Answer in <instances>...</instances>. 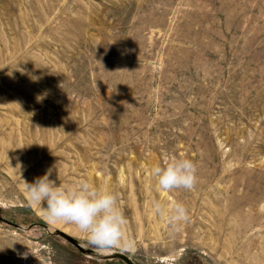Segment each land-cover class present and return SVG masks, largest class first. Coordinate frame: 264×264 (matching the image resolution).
<instances>
[{
	"label": "rangeland",
	"instance_id": "374dc122",
	"mask_svg": "<svg viewBox=\"0 0 264 264\" xmlns=\"http://www.w3.org/2000/svg\"><path fill=\"white\" fill-rule=\"evenodd\" d=\"M171 156L194 190L156 188ZM49 169L118 195L135 249L103 255L264 264V0H0V264H125L29 205ZM153 198L190 222L173 232Z\"/></svg>",
	"mask_w": 264,
	"mask_h": 264
},
{
	"label": "clouds",
	"instance_id": "9594fccd",
	"mask_svg": "<svg viewBox=\"0 0 264 264\" xmlns=\"http://www.w3.org/2000/svg\"><path fill=\"white\" fill-rule=\"evenodd\" d=\"M51 175L49 169L31 183L23 180L22 185L29 205L37 207L46 220L74 226L97 253L135 249V240L127 232L128 219L115 192L84 178L71 186L57 184L50 179ZM150 176L161 192L191 191L198 182V168L189 158L171 156L162 164L154 165ZM151 211L163 218L173 232L182 230L190 222V211L180 200L164 202L153 198Z\"/></svg>",
	"mask_w": 264,
	"mask_h": 264
},
{
	"label": "water",
	"instance_id": "95a60500",
	"mask_svg": "<svg viewBox=\"0 0 264 264\" xmlns=\"http://www.w3.org/2000/svg\"><path fill=\"white\" fill-rule=\"evenodd\" d=\"M6 223L9 225L15 226V227H19L17 224H14V223L9 222V221H6ZM44 227L47 228L46 226H44ZM53 234L60 236L61 238H63L64 240H66L67 242L72 244L81 254L89 255L91 257L101 259V260L116 258V259L123 261L125 264H134V262L130 259V257L123 254V253L116 252V253H111L108 255H103V254L97 253L92 248L83 247L75 238H73L70 235H67V234H65L59 230H56Z\"/></svg>",
	"mask_w": 264,
	"mask_h": 264
}]
</instances>
